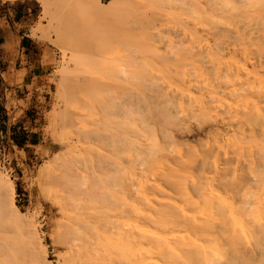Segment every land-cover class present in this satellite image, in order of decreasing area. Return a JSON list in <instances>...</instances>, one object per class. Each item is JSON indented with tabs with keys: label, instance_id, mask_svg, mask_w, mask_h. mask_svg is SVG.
<instances>
[{
	"label": "bare ground",
	"instance_id": "obj_1",
	"mask_svg": "<svg viewBox=\"0 0 264 264\" xmlns=\"http://www.w3.org/2000/svg\"><path fill=\"white\" fill-rule=\"evenodd\" d=\"M103 1L41 0L78 65L59 264H264V0ZM0 264H51L1 176Z\"/></svg>",
	"mask_w": 264,
	"mask_h": 264
},
{
	"label": "rangeland",
	"instance_id": "obj_2",
	"mask_svg": "<svg viewBox=\"0 0 264 264\" xmlns=\"http://www.w3.org/2000/svg\"><path fill=\"white\" fill-rule=\"evenodd\" d=\"M22 2L36 13L26 29L27 38L34 40L39 52L46 51L47 61L43 69L27 71L18 94L23 99L20 110L10 104L5 106L6 99L0 95L4 103V115L0 114V176L13 187L20 212L37 225L49 263L59 264L65 252L57 231L60 210L42 179L57 159L75 152L78 145L77 137L65 132L61 123L62 80L78 65L71 45L58 35L57 19L46 13L41 0H0V11ZM103 2L109 4L110 0ZM114 14L123 19V24H110L118 31L132 22L130 15L118 11ZM4 82L3 89L15 87L8 80Z\"/></svg>",
	"mask_w": 264,
	"mask_h": 264
},
{
	"label": "crops",
	"instance_id": "obj_3",
	"mask_svg": "<svg viewBox=\"0 0 264 264\" xmlns=\"http://www.w3.org/2000/svg\"><path fill=\"white\" fill-rule=\"evenodd\" d=\"M35 14L32 7L24 2L0 11L1 92L6 99L5 106L10 104L19 110L23 104L22 95H18L20 84L27 71L43 69L47 61L46 51L42 49L43 52H39V46L25 33ZM6 80L15 87L3 89Z\"/></svg>",
	"mask_w": 264,
	"mask_h": 264
},
{
	"label": "trees",
	"instance_id": "obj_4",
	"mask_svg": "<svg viewBox=\"0 0 264 264\" xmlns=\"http://www.w3.org/2000/svg\"><path fill=\"white\" fill-rule=\"evenodd\" d=\"M0 95H2V92H1V78H0ZM3 113H4V107H3V105L0 102V114H1V116L4 115Z\"/></svg>",
	"mask_w": 264,
	"mask_h": 264
}]
</instances>
